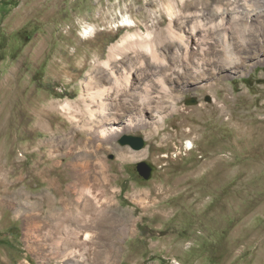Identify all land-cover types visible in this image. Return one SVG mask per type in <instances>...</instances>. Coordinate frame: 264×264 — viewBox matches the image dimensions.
Segmentation results:
<instances>
[{
    "label": "rangeland",
    "instance_id": "rangeland-1",
    "mask_svg": "<svg viewBox=\"0 0 264 264\" xmlns=\"http://www.w3.org/2000/svg\"><path fill=\"white\" fill-rule=\"evenodd\" d=\"M194 26L202 47H184ZM226 36L236 73L221 67ZM131 117L137 128L99 137ZM80 175L84 192L70 189ZM82 216L84 264H264V0H0V264H40L28 247H53V224Z\"/></svg>",
    "mask_w": 264,
    "mask_h": 264
},
{
    "label": "bare ground",
    "instance_id": "bare-ground-1",
    "mask_svg": "<svg viewBox=\"0 0 264 264\" xmlns=\"http://www.w3.org/2000/svg\"><path fill=\"white\" fill-rule=\"evenodd\" d=\"M221 9V8H219ZM252 14V13H251ZM178 14L173 12L170 13V16L173 18L175 16H177ZM219 16V15H218ZM251 16V15H249ZM258 18V17H257ZM222 20H224L222 18ZM224 22V21H222ZM249 22V21H248ZM226 23V22H225ZM251 23V22H249ZM246 24V23H245ZM250 25V24H249ZM118 26H129V27H133V23L132 21L130 20V18L128 16H124L123 19H122V24H119ZM95 26L93 25H89L88 26V29L85 30V34L88 35V34H91L92 32L95 31ZM225 33L224 34H228V28H225ZM186 32H188L189 36L187 38V40L189 41V43L186 41V43H184V47H189V44L190 42H192V37L195 36V44L196 46H199L200 48L202 47L201 44H200V40L204 38V33H201L203 31L200 32L199 29H197L195 26L192 27V28H189V29H186ZM169 34L173 37H175V34L172 32V31H169ZM137 37L138 35L137 34H133L131 35L130 37L134 38V37ZM181 37V36H180ZM180 37L179 40H180ZM184 37V36H183ZM225 37V36H224ZM229 37V36H228ZM129 38V37H128ZM197 38V39H196ZM131 39V38H130ZM182 39V38H181ZM128 40V39H127ZM129 41V40H128ZM183 42V41H182ZM224 46L225 48L227 49V52H228V57L226 55V60L225 62L223 63L224 66H221L222 68H224L225 70L231 72V73H236V67H237V64L240 62L238 58L235 57V55H233L232 53V48H233V45L231 43H229L228 39H227V36H226V39L224 38ZM159 44H163V41H160ZM183 45V43H182ZM194 46V45H193ZM147 48V52L151 55V57L153 59H157L158 60V53H157V47H156V44H149L146 46ZM122 51V50H121ZM114 55V54H113ZM142 63V61H141ZM105 65L108 67L109 66V62L108 63H105ZM218 66V65H217ZM181 70V69H180ZM200 71V70H199ZM181 73V71H179ZM198 72V71H197ZM196 72V73H197ZM201 72V71H200ZM112 75L114 76L115 74L112 73ZM197 78V77H196ZM126 79V78H125ZM199 80H200V77H199ZM167 87L164 88V90H166ZM100 95V94H99ZM102 96V94L100 95V97ZM217 100L215 99L214 102H216ZM99 102V112L98 113H102L103 115L106 113V107H105V102L101 99ZM70 104V103H69ZM68 103L64 104L63 105V109L64 110H68L70 108V105ZM86 105V104H85ZM87 107V110L89 112V114H91V116L94 117L96 111H93V109L91 108L90 105H86ZM221 110V109H220ZM211 112V111H210ZM218 112V111H217ZM216 113V112H215ZM220 113V112H219ZM209 114V113H208ZM205 117V116H204ZM200 119V117H199ZM104 121V119H103ZM221 121V120H220ZM202 122V120H201ZM205 122V121H204ZM106 125H109L108 127H106L105 129L102 127L99 131H98V135L99 137L101 138H107L108 136H112L115 134V136H118L120 135L121 133H124L126 131H129V130H133L135 128H137V123L134 122V119L131 117L128 119V121L124 124H120L119 122H116L115 120H113V122H108ZM105 127V126H104ZM197 131V130H196ZM194 132V131H192ZM193 134V133H192ZM194 135V134H193ZM188 144H190L188 142ZM84 145V144H83ZM99 146V145H98ZM190 146V145H189ZM140 158L139 155L137 154H134L133 156H131V159H135V158ZM101 162V161H100ZM57 164V163H56ZM79 164V163H78ZM89 163H87V166H88ZM81 165V164H80ZM91 166V165H90ZM86 167V166H85ZM84 167V168H85ZM89 168V166L87 167ZM104 170V167L103 169ZM49 171V170H48ZM42 172V171H41ZM45 172V171H44ZM46 173V172H45ZM44 177V176H43ZM79 177V176H78ZM103 177H106L104 176L103 174ZM103 177H102V180H103ZM101 180V179H100ZM104 181V180H103ZM95 184H97V186H99V179L98 178H95ZM101 183H104V182H101ZM94 184V185H95ZM87 185H88V176L86 175L85 177L81 176L80 175V178L74 183V186H70V189L72 188H76L77 186L81 188V190L86 191L87 190ZM106 185V184H105ZM89 186V185H88ZM101 186V185H100ZM104 186V185H103ZM77 187V188H78ZM60 188V187H59ZM76 188V189H77ZM96 188V187H95ZM79 190V188H78ZM76 191V190H75ZM91 193L92 191L89 190ZM101 191V190H100ZM71 192V191H70ZM69 192V193H70ZM73 192V191H72ZM82 192V191H81ZM82 192V193H83ZM102 192V191H101ZM98 194V193H97ZM105 196L104 198L102 199H98V202L96 204H94V202H92V200H90L89 198H84L83 201L80 203L79 201H77L74 205V209L75 211H80V210H83L87 213H91V211L93 210H97V206H98V210H99V207L100 206H103L104 202L106 199L109 200V197H107L106 193H104ZM66 195V194H65ZM65 195L62 197L64 198ZM83 194H81L82 196ZM90 195V193H89ZM99 195V194H98ZM101 195V194H100ZM68 196V195H67ZM80 196V195H79ZM95 196V195H94ZM103 196V195H102ZM109 196V195H108ZM48 197V196H46ZM101 197V196H100ZM98 198V196H97ZM82 199V197H81ZM47 201H49L50 199H46ZM76 201V200H75ZM110 201V200H109ZM9 202V201H8ZM51 205V204H50ZM66 205V204H65ZM70 206V205H69ZM48 207V206H46ZM65 208V207H64ZM101 209V208H100ZM68 210V209H67ZM102 210H104L102 208ZM99 212V211H98ZM86 213V214H87ZM25 214V213H24ZM57 213L55 214H52V216H55ZM48 215L51 216L50 213H48ZM59 215L60 217V213L57 214ZM83 215V214H82ZM26 216V214L24 215ZM72 216V215H71ZM84 216V215H83ZM80 217L79 219L78 218H74L72 220V223L75 225V229H72V230H67L65 232H61V227H62V223L60 222H57V224L59 225H56V224H53V228L56 229L55 230V234L57 235L56 237V241H57V244L54 245L53 247H50L47 249V246L44 245V244H38L36 247H33V246H29L28 249L30 251H33L34 253L37 254V256H39L40 258V264H44L46 259L54 253L55 254H58L60 258H64L66 259V261L68 260L67 264H84L86 262V254L83 253L84 251V246L86 245H89L91 244V241H92V232L90 231L91 227L93 226L92 222H91V219L88 218V217ZM74 217V216H73ZM28 221L26 223V225L28 226L29 229H34L35 230H39L40 228V225L38 224V222L35 220V218H37V216H30L28 217ZM54 219V218H53ZM56 222V220L54 219L53 220V223ZM44 223V222H43ZM52 223V222H51ZM42 225V224H41ZM64 227V226H63ZM47 228V227H46ZM41 231V230H40ZM50 231V230H49ZM45 233V232H44ZM40 235V234H39ZM41 236V235H40ZM37 237V236H36ZM44 237V236H43ZM46 237V236H45ZM42 238V236H41ZM39 240V239H38ZM117 241H118V237L117 235H113L112 238H110V245L111 246H115L117 244ZM52 242V241H51ZM41 243V242H40ZM50 243V242H49ZM53 244V243H52ZM52 246V245H51ZM58 259V258H57Z\"/></svg>",
    "mask_w": 264,
    "mask_h": 264
},
{
    "label": "water",
    "instance_id": "water-1",
    "mask_svg": "<svg viewBox=\"0 0 264 264\" xmlns=\"http://www.w3.org/2000/svg\"><path fill=\"white\" fill-rule=\"evenodd\" d=\"M119 143L122 146H130L134 150H141L145 147L146 143L142 137L125 135L120 140ZM137 172L141 177L149 180L152 174L155 172V168L147 162L139 163L137 166Z\"/></svg>",
    "mask_w": 264,
    "mask_h": 264
},
{
    "label": "crops",
    "instance_id": "crops-1",
    "mask_svg": "<svg viewBox=\"0 0 264 264\" xmlns=\"http://www.w3.org/2000/svg\"><path fill=\"white\" fill-rule=\"evenodd\" d=\"M25 215V214H24ZM24 215H22L23 217H26V216H24Z\"/></svg>",
    "mask_w": 264,
    "mask_h": 264
}]
</instances>
